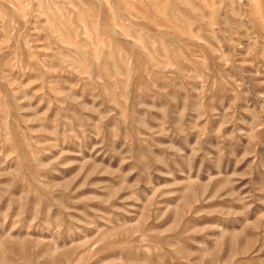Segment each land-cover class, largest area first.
I'll use <instances>...</instances> for the list:
<instances>
[{
	"label": "rangeland",
	"instance_id": "374dc122",
	"mask_svg": "<svg viewBox=\"0 0 264 264\" xmlns=\"http://www.w3.org/2000/svg\"><path fill=\"white\" fill-rule=\"evenodd\" d=\"M0 264H264V0H0Z\"/></svg>",
	"mask_w": 264,
	"mask_h": 264
}]
</instances>
